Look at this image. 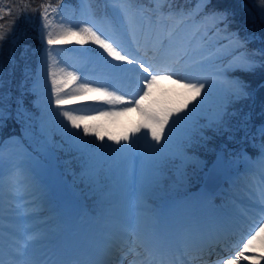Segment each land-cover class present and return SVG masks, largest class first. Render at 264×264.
Here are the masks:
<instances>
[{
  "label": "rangeland",
  "instance_id": "1",
  "mask_svg": "<svg viewBox=\"0 0 264 264\" xmlns=\"http://www.w3.org/2000/svg\"><path fill=\"white\" fill-rule=\"evenodd\" d=\"M133 1L134 0H132V3ZM83 3L82 9L79 11L78 15H75L73 7L64 1L58 4H45L44 6L51 5V7L48 8V19L51 20L52 23L47 28L43 27L44 18L42 16V8H40L35 14L31 13L33 15L31 18L37 16L38 32L43 44L37 56L38 61L36 69L34 70L33 75L29 78L28 84L35 92L32 100L36 103V105L38 103V107L33 108L35 129L41 134V137L45 138L46 142H51L54 135L51 126L52 119L54 120L55 127H60L61 129V120L63 119L58 116L57 108L54 103L55 95L52 92V77L49 75V72L54 71L58 81L68 79L67 73L69 68L67 66H71V64L68 63L70 61H75V59L81 60L80 68L75 67V71H73L72 68L70 73H74L76 76L80 74H88L90 76L91 71H93L95 72L98 80L103 79V83H98L91 81L89 77H84L82 82L86 79L91 87L104 86L108 91L115 92L116 95H122L128 100L133 99V97H135V99H139L142 95V92L140 91L142 84L138 87L135 73L122 71L121 68L113 67V65L119 63L114 60L100 62V64L95 63L97 65H90V62L86 60V57L84 56L86 53L80 49L79 51H76L75 49V46L80 44L77 41L80 40L81 37L78 36L66 37L65 42L61 44L48 45L47 33L49 31L59 32L61 25L64 27H72L77 31L81 27L89 26L93 28V31H97L98 35L101 34V32H105V34H108V37L120 41L125 48L135 49L136 53L129 52L138 59L150 61L153 56H159V54L154 53L151 57H149L141 51L142 43L146 42V40L145 34L140 30L141 21L138 9H144L150 13L153 8H159L160 5L155 4L154 0H152L150 7L149 4L146 3H141L139 8H137L138 6L131 7L127 15H125L118 7L120 0H102L97 8H91L93 6L91 5L90 7L86 4L87 0H83ZM174 5H177L176 2H172L171 7H174ZM0 8L8 10V4L4 0H0ZM53 8H56L57 11L53 12ZM164 9L167 11L168 5H164ZM176 9L182 8L179 7ZM109 17L113 19L115 26L120 29L121 32L119 37L113 36L115 35L114 29L105 24V22L110 21ZM188 22L189 21L180 23L178 20L168 21V23L173 24L175 27L173 39L178 46L180 55L183 56V60L174 66L179 72V76L173 75L170 78L161 79L153 85L150 89V96L141 102V108L145 110H160L169 108L173 101L183 103V100L188 99V96L191 93L180 87V83L185 81L180 80V83H174L173 81L179 80V77L182 76H196L206 81V88L201 92L202 98L206 101L214 99L215 106L206 112L205 119L206 121H211L220 106L225 102L230 88V82H234L238 79L226 74V68L228 65L231 67L236 63H239L244 56L248 55V52L245 49H236L239 39L229 31H224L223 33L219 31L215 36L209 34L208 41L205 43L200 39V36L193 37L192 33L195 31V25L190 21V24L185 26ZM208 24L210 26L211 21H209ZM203 31V26H201V33H203ZM225 37H228V39H225ZM261 39H264V36ZM137 42L139 44H137ZM149 45L150 44H148V46ZM48 49H51L52 56L55 61L51 68L47 66ZM147 51L150 53L148 48ZM76 52H80L82 57L80 58L79 55H76ZM224 57H227V59ZM94 59L97 60L96 58ZM122 68H132V65L123 64ZM128 79H131L132 82ZM238 80L241 81L240 79ZM241 82L245 86L247 93H249V88L243 81ZM58 86L63 87V85ZM77 91L76 87L72 89L63 87L61 95L64 96L67 94L73 97L67 104L62 105L63 108L84 109L83 112H78L76 114H83L87 116L89 113L95 114L97 110V113L101 111L121 112L120 115L116 116L120 120L119 124L122 126L124 122L127 123V121H130V123L119 127L118 132L120 130L121 133H118L115 137L127 135L129 137V141L135 139L133 136V130L145 123L146 117L140 109L135 107L134 104H109L106 103L107 98L104 97L99 99L100 101H98V103L87 106V104H82L81 100L91 98L94 92L81 94ZM205 92H207V96H205ZM2 106L5 107L4 102L2 103ZM125 107H129L131 110L123 112L122 109ZM181 115H183V113H181ZM102 117L103 116H98V121ZM172 119H175V116L170 118L168 126H170ZM64 123L67 122L65 121ZM99 126L100 130L107 129L102 125ZM175 128H179V124L176 125ZM146 131V129L141 128L140 132L136 133V136L140 137V139L137 144L132 145L131 154L128 153L127 155H123V152H120L113 162H108L103 167L105 175L111 177L114 183L123 187L122 190L126 194L127 202L130 207L128 208L130 215L128 225H132L133 230L138 234H150L155 229L156 223L150 222L147 217L142 216L139 212H145L147 210L144 205L151 203L148 199L149 196L154 197L157 195V191L159 190L155 187L157 184V175L159 176V173H163V171L158 170L150 173L146 165H144V157L149 151L148 145L155 144V141L151 140L150 135L147 137V142L145 141L143 137ZM125 143V141L121 140L119 145L115 143V147L117 149L121 148V146L125 145ZM156 148H159V146L156 145ZM46 149L49 150L48 147H46ZM31 152L32 150L27 146L20 134H11L8 138H6L5 142H0V161L4 162L5 165L2 172L11 165H19L22 167V170H17L21 180L20 185L16 186L14 183H10L7 186L5 182H3V184L0 182V226L6 224L5 226L9 227L8 224H10L11 231L14 229L13 226H21L22 229H17L13 234L5 231L3 228H0V255H3L4 259L10 256L13 250L11 249L8 240H10V237H16L18 234L22 236L19 243L28 241L30 245L29 248H42V251L39 253L36 252L28 254L33 260L42 261L43 257L46 259L48 258L47 256H50V254L52 255V252L49 253L51 245L47 242L46 237L52 231L55 221L49 215L41 217L45 212L38 211L34 205L29 204L32 203L35 197L30 198V195L28 194L34 193V190L39 189L40 187L45 188V186L42 185V180H45L46 182V175L48 176L47 173L52 174L53 171L50 169V163L48 162L47 157L45 159H37V162L41 164L40 167L45 171V173L42 170H36L33 162L32 164L30 162ZM128 156L131 158L128 159L127 162H124V158ZM189 157H195L196 160L199 161V163L191 161L192 163H196V166L198 167H203V165L206 164L204 157L200 154L194 153ZM242 158L244 159V170L238 174H234V177H232L233 179L227 181L228 183L226 184V190L229 192L230 198L227 199L226 202H230L229 206L235 211V213H238V209H241V203L234 200V196L239 197V200L242 202L246 200L247 205L250 203L247 202L248 199L242 195V188L244 185H247L252 181L259 180V173L262 165H264V151L255 155L254 158L246 157V161L244 156ZM66 168L68 169V165H66ZM133 169H135V175H133ZM127 172L129 173L127 174ZM61 188L65 189L63 186ZM85 191L86 190L81 189L80 193L83 192L86 194ZM202 191L203 189H198L195 192L186 194L183 197L172 201V204L177 207L185 206V210L189 212L190 205L193 203V198L195 196L201 197L203 194ZM206 203H208V205L205 209H203L202 213H206L213 208L214 210L216 208L219 213L221 212L216 204H212L214 202L210 203L206 201ZM138 205L142 206L139 207ZM29 210L31 211L28 213ZM12 214H15L16 216ZM6 215H10V217L6 218L11 221H5L2 218V216ZM244 217L248 218L249 216ZM242 218L243 216L241 219ZM258 223L259 220L255 224L258 225ZM128 225L122 224V227H128ZM29 229H31L30 234L25 237L24 231ZM252 232L253 230L247 234L246 238H248ZM30 237L33 239H29ZM246 238L240 241V248L243 246V243L246 242ZM253 255L256 256V254H254L251 250L245 252V256L247 257H251ZM256 261L257 260L242 259L239 264H256Z\"/></svg>",
  "mask_w": 264,
  "mask_h": 264
},
{
  "label": "trees",
  "instance_id": "2",
  "mask_svg": "<svg viewBox=\"0 0 264 264\" xmlns=\"http://www.w3.org/2000/svg\"><path fill=\"white\" fill-rule=\"evenodd\" d=\"M4 1L8 4V10L3 9V11H0V17H2L0 18V24L4 25V28L0 31L4 32L7 38L0 41V70L3 72L2 83H0V96L4 97L5 107L3 108L5 109L6 118L0 122V141H3L12 133L23 134L34 153L33 159L38 157L45 159L47 157L55 177L59 172L60 178L58 179L67 186L69 189L67 191L74 193L70 189L76 190L79 195H85L87 198L97 197L103 203L108 202L111 208L109 212L111 217H115L118 213L121 214L122 208H119L118 204L122 195L117 188L112 187L111 183L109 184L107 179L103 177L100 166L116 154L114 151L115 142L108 139L109 136L115 137L120 133L114 117H103L99 121L98 119H88L83 122L95 125L96 130L104 136V141L98 140L95 135L84 137L89 142L91 151L94 154L91 158L71 147L67 143V138L62 129L60 127L56 128L53 120L51 126L54 135L51 142H46L45 138L41 137V134L35 129L33 108L37 107L32 100L35 92L28 84V80L36 69L37 56L42 41L38 34L37 16L31 18L33 16L31 13L35 14L39 11L41 5L58 4L64 1L71 4L75 10L74 14L78 15L83 6L82 0ZM101 1L87 0V3L97 6ZM172 2L180 5H174L173 8L175 9L180 7L191 10L197 5V0H172ZM133 3L135 6L141 3L152 4V0H134ZM24 4L28 5L26 10L22 8ZM263 9L264 4L261 3V0H210L205 9L206 12L215 11L226 14V28L224 24L220 25V28L224 29L220 32H232L239 39L236 49H245L248 52L247 56L253 57L256 64L250 71L239 70L235 68V65L231 67L228 65L226 68V74L243 81L249 88V93L247 97L235 101L230 106V112H234L235 115H229L226 118L227 131L222 134H215L206 129L205 134L210 139L203 142L202 145H195L190 149H186L188 156L194 153L202 155L206 164L215 156L216 152L220 151L225 157L227 166L232 170H238L242 166L241 159L244 152L247 151L255 156L264 151L261 148L264 140H262L259 131L264 127V39H261L264 36ZM82 46L91 52L97 53L100 57L110 58L104 50L98 48L90 39ZM13 58L15 64L12 63ZM190 97L191 94L188 99L183 100V103L173 101L169 108L182 106L187 101L188 108L185 111H188L193 104L203 100L204 103L197 108L191 119L196 122L197 126L207 125L209 121L205 120L206 112L215 106L214 99L206 101L200 95L195 100H190ZM21 98L25 112L23 117L18 119L16 114L17 100ZM97 125H102L108 130H100ZM171 126L170 124V126L165 127L166 136L168 135L167 129ZM187 129L188 125L186 123H180L179 128L173 129L170 142L165 143L163 148L158 145L162 161L165 157L181 151V144L185 139ZM206 164L203 167H198L196 163L191 161L183 164L179 160L162 162L159 168L160 171H163L159 175L160 183H162L159 186L161 190L158 191V197H148L151 201L149 205L145 206L150 212L148 216H153L150 210L153 209L159 197L178 196L193 187L199 186ZM66 165H68V169ZM81 189L86 190V194L80 193ZM114 206L117 209L113 211ZM251 250L256 254V257L264 256V247L261 246L260 241L254 242ZM256 260V264H264V260L258 258Z\"/></svg>",
  "mask_w": 264,
  "mask_h": 264
},
{
  "label": "snow or ice",
  "instance_id": "3",
  "mask_svg": "<svg viewBox=\"0 0 264 264\" xmlns=\"http://www.w3.org/2000/svg\"><path fill=\"white\" fill-rule=\"evenodd\" d=\"M154 3L160 5V7L153 8L150 13L144 9H138L141 21L140 30L145 34L146 44L151 45L149 50L159 54L158 57L153 56L150 61L138 59L136 56L131 55L128 49L125 48L120 41L108 37L103 32L98 35L97 31H93V28L89 26L81 27L77 31L72 27H64L61 25L59 32L49 31L47 33L48 45L64 43L65 38L71 36L81 37V39L77 41L80 44H84L90 39L92 43L103 49L104 52L107 53L108 57H111L115 61L119 62L116 65H113V67L121 68L122 71L135 73L138 87L142 84V87H140L142 95L139 99H135V97H133L131 100H125L124 96L116 95L115 92L108 91L104 86L91 87L86 79L84 82L80 83L78 92L81 94L87 92H97L100 93L101 96L107 98L106 103L134 104L135 107L144 113L146 117L145 123L133 130V136L135 139L129 141V137L127 135L122 137L109 136L108 139L113 140L118 145L121 143V140L125 141V145H122L121 148L115 149L114 151L118 153L125 152L131 154L132 145L137 144L140 139V137L136 136V133H139L141 128L146 129L147 131L144 133L143 137L145 141L147 142V137L149 135L151 136V140L155 141V144L148 145L151 151L144 157V165H146L150 173L157 171L160 168L161 163H166L168 160H179L182 164L188 161H195L196 163H199L195 157H189L187 155L186 149H190L195 145H202L203 142L210 139V137L205 134L206 129L215 134H222L227 131L226 118L229 115H235L234 112H230V106L235 101L245 98L248 95L245 90V86L241 81L237 79L234 82H230V88L225 102L220 106L214 118L209 121L207 125L201 126H197L196 122L191 118L196 113L197 108L204 103L203 100L199 101L197 104H193L192 108L188 111H185V109L188 108L187 101L182 106L175 108H164L160 110H145L141 108V102L150 96V89L153 85L161 79L170 78L173 75L179 76V72L174 66L183 60V56L180 55L178 46L173 39L175 27L173 24L168 23V21L178 20L180 23L191 21L195 25V31L192 33L193 37L200 36V39L207 43L209 34L215 36L219 31L224 30L220 28V25L224 24L226 28L227 20L225 13L205 11L210 3V0H198L197 5L191 10L175 9L171 7L172 0H154ZM261 3L264 4V0H261ZM164 5H168L167 11H165ZM27 7V4L22 5L24 10H26ZM49 7H51V5H41V8L43 9L42 16L44 18V28L49 27L52 23V21L48 19ZM118 7L125 15H127L132 7V0H120ZM0 11H3V9L0 8ZM52 11L56 12L57 9L53 8ZM209 21L212 22L211 26L208 24ZM201 26H203L204 29L203 33H201ZM2 28H4V25L0 24V29ZM6 38V34L0 31V41L5 40ZM225 39H228V37H225ZM47 57V66L51 68L55 63L51 49L47 50ZM12 63L15 64L14 58ZM123 64L132 65V68H122ZM255 66V60L251 56H244L239 63L235 64V68L242 71H250ZM49 75L52 77V92L55 95L54 103L57 108V113L58 116L63 118L61 120V126L62 131L67 138V143H69V145L77 151L88 155L91 158L94 154L91 151L89 142L85 140L84 137L95 135L98 140L104 141V136L96 130L95 125H89L82 122L88 119H97L98 116H117L120 115L121 112L101 111L98 116H87L83 114H76L78 112H83L84 109L63 108L62 105L67 104L68 101L73 98L71 95H61L63 87H67L69 83L76 81L78 77L74 73H67L68 79L58 81L54 71H50ZM2 77L3 72L0 70V83H2ZM180 80L185 82L180 83ZM173 82L180 83V87L191 93L190 100H195L196 97L201 95L202 90H205L206 88V81L196 76H182L179 77V80ZM58 85H63V87ZM205 96H207V92H205ZM3 99L4 97L0 96V122L6 118L5 109L2 106ZM130 110L131 108L129 107L122 109L123 112ZM24 112L25 109L21 98L17 100V118H22ZM181 113H183V115H181ZM173 116H175V119L171 120L172 126L167 129L168 135L166 136L165 127L169 124V120ZM65 121L67 123H64ZM182 122L188 125V129L185 139L181 144V151L165 157L162 161L159 156L160 148H156V145H160L161 148H163L165 143L170 142L173 129L176 125ZM259 131L262 140H264V127H262ZM261 148L264 150V143H262ZM130 158V156L125 157L124 162H127ZM133 175H135V169H133ZM242 195H244L250 203L242 209H238V214L240 216L252 217L254 225L256 220H259V223L258 225H255V230L246 239L243 246L236 251L235 256L227 260V264H239L242 259L256 260L258 258L260 260H264V256H245V252L253 249L254 242L256 241H260L261 246L264 247V165L261 167L259 180L252 181L249 184L244 185L242 188ZM233 199L238 203H243L237 196H234ZM29 239L33 238L30 237ZM29 247L30 245L28 241H25L22 244L17 243L13 246L12 254L7 260L4 259L3 255H0V264H59V262L51 260H33L28 255ZM143 248V253L137 249L135 244L128 247L126 251L118 249V251L123 252V256L116 259H109L108 261H105L104 264H123V259L127 258V256L133 257L131 264H197L198 261L199 264H206L203 250H201L199 255L192 256L189 260L185 258L186 253L179 248L176 249V252L172 256L165 257L161 255L159 258H157L156 255L157 247L155 244L145 243ZM208 255H211V250H209ZM68 264H82V262L70 261ZM218 264H224V262L219 261Z\"/></svg>",
  "mask_w": 264,
  "mask_h": 264
},
{
  "label": "water",
  "instance_id": "4",
  "mask_svg": "<svg viewBox=\"0 0 264 264\" xmlns=\"http://www.w3.org/2000/svg\"><path fill=\"white\" fill-rule=\"evenodd\" d=\"M230 176L224 167L221 155L209 164L206 173L204 174L202 185L209 190L214 191L226 178Z\"/></svg>",
  "mask_w": 264,
  "mask_h": 264
},
{
  "label": "bare ground",
  "instance_id": "5",
  "mask_svg": "<svg viewBox=\"0 0 264 264\" xmlns=\"http://www.w3.org/2000/svg\"><path fill=\"white\" fill-rule=\"evenodd\" d=\"M155 53V52H154ZM22 186V185H21ZM196 203H199V202H196ZM200 203H201V201H200ZM110 259V258H109Z\"/></svg>",
  "mask_w": 264,
  "mask_h": 264
}]
</instances>
